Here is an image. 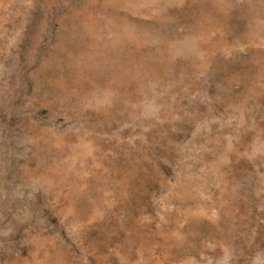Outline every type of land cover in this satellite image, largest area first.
<instances>
[{
	"label": "rangeland",
	"instance_id": "1",
	"mask_svg": "<svg viewBox=\"0 0 264 264\" xmlns=\"http://www.w3.org/2000/svg\"><path fill=\"white\" fill-rule=\"evenodd\" d=\"M0 264H264V0H0Z\"/></svg>",
	"mask_w": 264,
	"mask_h": 264
}]
</instances>
